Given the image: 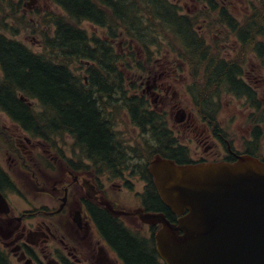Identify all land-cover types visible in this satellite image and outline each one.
Wrapping results in <instances>:
<instances>
[{"label": "flooded vegetation", "instance_id": "af4514ba", "mask_svg": "<svg viewBox=\"0 0 264 264\" xmlns=\"http://www.w3.org/2000/svg\"><path fill=\"white\" fill-rule=\"evenodd\" d=\"M10 1L4 8V0H0V12L15 19L20 4L15 6ZM24 1L20 0L24 7L33 2ZM0 26L17 32V28L5 23ZM139 56L143 58L141 71L156 63L154 55ZM162 62L157 70L160 74L148 71L142 77L146 80L145 91L139 93L132 88V95H136L140 106L145 102L149 112L161 116L163 122H134L128 118L136 132L142 136L151 124L158 123L171 138L172 149L182 148L183 159L189 164L233 163L239 156L250 155L252 145L256 152L263 151L259 134L256 144L253 127L243 141L236 135L235 107L231 122H221L219 94L212 93L206 102L195 103L190 89L175 88L180 60L169 61L166 57ZM0 72L1 83L6 79L1 64ZM170 77H174L173 81ZM252 89L259 91L253 84ZM181 90L187 92L188 97L184 94L190 109L183 107ZM231 95L235 96V92ZM18 100L25 108L33 106L23 96ZM253 105L248 104L252 110L248 116H254L255 109H264L260 100ZM167 114L174 124L168 125ZM0 116L6 120L0 122V264H128L106 225H114L142 249L153 252L155 262L161 264L155 238L161 225L151 219L162 213L157 208L161 201L148 166L138 160L146 159L145 154L140 157L135 150L124 149L121 158H97L62 122H58L56 135L49 136L46 128L38 129L46 122H15L1 104ZM101 122L110 130L111 125L121 123L111 117ZM180 137L185 143L196 144L193 156L191 144L186 146ZM125 194H130L131 199L126 200Z\"/></svg>", "mask_w": 264, "mask_h": 264}, {"label": "trees", "instance_id": "16d2710c", "mask_svg": "<svg viewBox=\"0 0 264 264\" xmlns=\"http://www.w3.org/2000/svg\"><path fill=\"white\" fill-rule=\"evenodd\" d=\"M51 1L64 15L53 16L49 34L43 32L45 54L34 53L19 42L0 36V64L6 73V79L0 83V104L15 122H46L45 127L38 129L46 128L49 136L56 135L58 122H62L64 128L77 134L84 148L97 158H121L124 148L117 141L113 126L110 130L101 122L104 118L113 119L116 116L112 112L122 108L134 122H163L161 116L149 112L145 102L140 106L135 97L130 99L129 93L123 90L127 63L112 43L120 38L121 32L135 40L146 55L154 54L155 49L157 53L173 50L184 57L194 81L191 88H196L193 91L195 103H204L212 93L223 91L249 99L254 95L241 79V62L218 58L194 30L192 19L182 15L168 0ZM261 1L264 8V0ZM209 5L215 7L211 2ZM220 14L232 35L236 34L244 45L250 41L258 55L264 53L263 46L256 42L261 35L264 39V14H254L253 23L245 21L239 26L225 9ZM82 21L105 29L107 39H90L80 27ZM128 51V54H135L131 48ZM74 61L89 63L88 84H83L72 72L70 66ZM137 61L133 58L128 65L137 67ZM18 95L34 100L38 107L25 108ZM148 131L153 139L150 140L152 144L143 143L145 155L159 154L178 164L186 163L183 149H172L171 138L158 123L151 124ZM158 205L159 211L174 222L176 217L161 202ZM106 229L128 264H157L153 252L142 249L114 225H106Z\"/></svg>", "mask_w": 264, "mask_h": 264}, {"label": "water", "instance_id": "95a60500", "mask_svg": "<svg viewBox=\"0 0 264 264\" xmlns=\"http://www.w3.org/2000/svg\"><path fill=\"white\" fill-rule=\"evenodd\" d=\"M148 172L162 203L156 250L165 264H264V162L179 165L155 156Z\"/></svg>", "mask_w": 264, "mask_h": 264}, {"label": "rangeland", "instance_id": "374dc122", "mask_svg": "<svg viewBox=\"0 0 264 264\" xmlns=\"http://www.w3.org/2000/svg\"><path fill=\"white\" fill-rule=\"evenodd\" d=\"M8 1L4 0L3 7L6 8L8 6ZM170 3L179 6L180 12L183 15H187L190 17L194 23V30L205 40V43L210 47V49L216 53L218 58H224L226 60L234 61V62H241V71L243 79L248 82V84H253L259 88L258 96L259 100L263 103L264 102V61L262 60L261 54L258 55L254 52V48L251 47V42L246 43L244 46L240 45L241 42L233 37L228 29L220 26L218 21V10L220 7L225 8L228 13L236 20L238 24H244V21L250 22L254 14L263 15L264 8L261 0H213L215 4L214 12L209 10V7L206 4L205 0H168ZM24 2L30 3V0H25ZM11 4L17 6L20 4V12L17 11L15 14V19L2 15L3 11L0 12V24L5 23L7 26H12L17 28V32H9L2 29L0 26V33H4L7 37L11 39H15L21 43H23L29 50L33 51L34 53H43L46 52L43 50V43H41V37L43 35V30L46 31V34H49L51 28L49 27V20L50 15L53 16H63V12L57 6H54L49 0H33L30 3V7L22 6V2L20 0H14L13 2L10 1ZM22 4V5H21ZM17 8V7H16ZM4 16V17H3ZM198 16V17H195ZM261 17V16H260ZM14 20L15 23L13 22ZM250 23H253L252 21ZM25 25L26 28H25ZM82 27L86 31L88 37L90 39L93 36H98L100 40L104 38V30L95 28L88 23H83ZM45 28V29H44ZM253 33V32H252ZM255 33V32H254ZM120 38L115 42L114 48L118 54L124 53L126 49L123 47H131V51H135L134 56H136L137 66L143 64V58L139 55L140 48L137 42L132 40L131 38L127 37L126 34L121 32ZM252 38H254V34H252ZM166 43V41L164 40ZM260 43L264 48V39H262V35L257 37V41ZM255 42V43H256ZM254 44V43H253ZM163 45V44H162ZM255 46V45H254ZM154 50V60L156 63L150 64L149 69H145L144 71H140L138 67L135 65H128L129 60H133L132 58H124L127 65L124 71V81L125 87L123 88L124 91L128 92L129 94L132 92V88H136L140 91H145L143 89L146 88V80L144 79L145 75L148 71H151V74L156 73L160 74L158 70L159 65L163 62V58L165 59L168 57L169 61H173L174 59H179L180 63L178 73L175 75L177 82L175 83V88L180 90V88H186L189 84H192L194 81L192 80V74L189 73V65L187 61L180 56L176 51L169 50V51H161L157 53ZM264 51V50H263ZM139 52V53H137ZM264 54V53H263ZM139 56V57H138ZM153 66L154 69L153 70ZM135 67V68H132ZM167 67V66H166ZM72 72L83 78H88L86 74V70L88 65L85 62H75L70 66ZM160 70V69H159ZM177 70V69H176ZM1 74V72H0ZM144 77V78H142ZM171 78V77H170ZM172 77L170 80L173 81ZM81 80V81H82ZM133 81V82H132ZM165 81V80H163ZM181 81V82H180ZM135 82V83H134ZM167 82H170L169 79ZM183 94L184 102L183 107H189L190 104L188 100L185 98L188 97L186 90H181ZM187 97L185 96V94ZM231 91H223L219 93V100L218 102L221 103V112L219 115L221 122H231L232 113H234L235 107V121L238 122V127L235 125V133L240 140H244L249 132L250 124L247 122L248 115L252 110L248 107V103L245 99L239 98L237 94L231 95ZM234 93V92H233ZM38 107V106H37ZM250 109H248V108ZM191 106L189 107V109ZM112 114L116 117L115 120L117 122L116 125L113 127L114 132L116 133L117 140L122 144L124 149L127 151L135 150L136 155L141 157V154H145L143 143L150 140L152 141V134L151 131H148L145 134H139V131L134 130V126L129 122L128 116L125 113L124 109H119L118 111H113ZM113 118V119H114ZM119 119V120H118ZM166 120H168V125L174 124L172 120L169 118L168 114L166 115ZM6 120L0 116V122H5ZM177 135V134H176ZM193 138V137H191ZM176 139V138H175ZM180 141L184 144L190 145V153L194 154V150L196 144L186 142L183 138L180 137ZM123 142V143H122ZM141 144V145H140ZM179 143H176L178 146ZM238 145V142L237 144ZM155 146V145H154ZM242 148L241 146H238ZM146 156V155H145ZM263 156V155H262ZM147 157V156H146ZM152 158V157H151ZM130 161L131 159H127ZM139 161H143L142 165H145L147 161L145 158L138 159ZM127 199H131L130 194H125L124 196ZM128 205L131 204L130 201L127 202Z\"/></svg>", "mask_w": 264, "mask_h": 264}]
</instances>
